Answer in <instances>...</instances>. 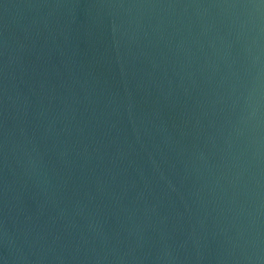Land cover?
<instances>
[{"label":"water","instance_id":"1","mask_svg":"<svg viewBox=\"0 0 264 264\" xmlns=\"http://www.w3.org/2000/svg\"><path fill=\"white\" fill-rule=\"evenodd\" d=\"M0 264H264V0H0Z\"/></svg>","mask_w":264,"mask_h":264}]
</instances>
